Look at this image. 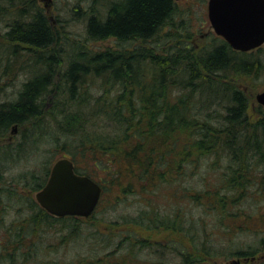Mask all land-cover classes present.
Returning <instances> with one entry per match:
<instances>
[{
    "label": "trees",
    "instance_id": "16d2710c",
    "mask_svg": "<svg viewBox=\"0 0 264 264\" xmlns=\"http://www.w3.org/2000/svg\"><path fill=\"white\" fill-rule=\"evenodd\" d=\"M106 9L89 18L88 40L114 39L116 48L94 53L78 47L67 53L62 70L58 48L69 40L62 41L39 1L0 0V20L13 19L0 35V59L25 58L46 69L0 105V138L17 126L67 152L75 165L91 160L93 168L76 169L102 185L97 209L110 190L114 203L132 194L146 205L129 219L130 231L113 237L97 229L91 237L80 223L94 216L56 217L17 187L38 192L52 166L31 180L14 175L11 187L0 177V264H212L234 257L264 264L258 260L264 252V112L254 120L245 87L230 82L264 71V50L238 52L222 38L197 50L190 34L181 40L189 26L176 23L184 13L175 0H112ZM137 41L141 46L132 45ZM12 64L1 67L0 79L14 72ZM95 80L103 86L96 97ZM19 154L17 146L0 147L1 162ZM203 169V185L181 184ZM159 193L170 195L169 207L152 206ZM10 209L27 213L9 219ZM252 233L254 244L228 245L233 235ZM81 240L87 254L70 262L42 258L50 248Z\"/></svg>",
    "mask_w": 264,
    "mask_h": 264
},
{
    "label": "rangeland",
    "instance_id": "374dc122",
    "mask_svg": "<svg viewBox=\"0 0 264 264\" xmlns=\"http://www.w3.org/2000/svg\"><path fill=\"white\" fill-rule=\"evenodd\" d=\"M40 7L44 10L45 15L47 16L48 20L50 21L51 25L59 32V36L63 39L69 40L67 47L61 46L58 48V51L61 50V60L64 62L62 66V70H66L69 65V61L67 60L68 55H70V51L77 52L78 47L81 51L89 50L94 53L105 51L107 48H116V41L114 39H108L105 41H97V42H90L88 40V33H87V25L88 20L91 16L96 14L104 15L106 14V6H108L109 1L112 0H38ZM179 3V10L184 13V16L181 14L177 17L176 23L180 25L189 26V31L184 30L183 35L181 36V40L186 41L189 34L192 37L190 41L191 44L200 50V48L209 47L211 45L217 44L219 42V38H222L224 41L225 39L222 36H219L208 16V3L209 0H181ZM12 19L11 17H7L4 21L0 22V35H4L7 28V22ZM13 20V19H12ZM170 31V29H165L164 33ZM173 34L177 35V32H172ZM163 36V34H161ZM162 41V38H160ZM61 41V42H62ZM64 42V41H63ZM141 43L138 41L133 46H141ZM150 47H153L152 44H148ZM147 45V46H148ZM24 46V45H23ZM22 46V47H23ZM171 44H165L162 46L164 50L170 48ZM27 47V46H24ZM261 49V48H258ZM251 50L247 53L253 52L257 54V50ZM264 50V45L262 47ZM23 52L21 48L20 54ZM66 53V54H64ZM67 53H69L67 55ZM73 53V52H72ZM254 57V56H253ZM261 57H264L263 55ZM260 57V58H261ZM253 59V58H251ZM258 59V58H257ZM0 72L1 67L5 64L8 65V62H12L13 64L10 67L15 66L14 72L8 76V78H1L0 79V88H2V93L0 94V105L4 103L10 102L13 98L17 97L18 90L21 88L23 82L28 80L29 78L33 77V75H38L41 72H45L46 69L43 68V71L38 70L37 65L34 61H27L25 58H4L0 59ZM261 60H263L261 58ZM55 61V60H54ZM17 63V64H16ZM30 63V64H29ZM53 67V66H52ZM255 66L253 67V69ZM55 69L57 67L55 66ZM38 70V71H37ZM53 70V69H52ZM59 68L57 69V72ZM28 72V73H27ZM61 73V71H59ZM59 72L56 74V79L60 80ZM238 86L245 87L246 94L249 99V103L251 105L249 112L252 115L254 120H258L262 116V111L264 112V106L261 105L257 100V95L261 92H264V71H251L249 75H243L241 78L236 79ZM103 86L101 87V80H95L91 83V92L96 97L103 92ZM220 91V89H218ZM53 96H51L47 102L49 105L48 107H52L51 104ZM216 111V110H215ZM212 114L216 115L215 112ZM251 118V119H252ZM212 124L219 125L217 123L211 122ZM24 129V128H23ZM40 130V129H39ZM27 131V130H24ZM22 128H17V126H13L9 129L7 135L3 138H0V147L4 146H11V147H19L20 154L17 155L16 159L11 161H3L0 163V177L2 179L1 183H5L6 186L11 187V181L14 175H23L28 174L27 177L29 180L32 174H36V176H40L42 174L43 168L45 166H53L54 163L62 158L69 156L67 152L57 151L54 150V146L52 144H48L40 135V137L30 136V131L25 134ZM41 131V130H40ZM104 131H109L108 128H105ZM24 133V134H23ZM45 138V137H44ZM58 146V145H56ZM54 150V152L50 153V151ZM57 151V152H56ZM56 153V154H55ZM19 159L18 162H16ZM78 164V165H77ZM221 164H227L225 160ZM76 166H78L79 171L85 172L88 168H93V162L90 160L82 161L80 164L77 162ZM197 172L187 176L184 181H181V184L184 186L189 185H203L201 182L202 179V172ZM191 172H189L190 174ZM257 174H261L257 171ZM99 179L102 175H98ZM5 178V179H4ZM22 178H26L23 177ZM190 178V179H189ZM4 179V180H3ZM101 180V179H100ZM40 182V181H39ZM20 190L23 191V194L27 197H31L32 199L36 200V193L32 192L31 189L23 188L21 185L17 186ZM115 194L113 192L107 191L104 199L103 205L100 209H97L95 213L92 215L91 222L83 221L80 223L81 229H83L86 233H89L92 237L93 232L97 229H102L106 233H112V236H118L119 234L126 233L132 229L130 226L131 221L141 214V210L145 207L146 202H142L140 197L132 196V194H125L122 199H118L117 202L115 201ZM170 195L165 197L162 193L154 195L152 206L160 207V208H167L171 204ZM187 206H184L186 208ZM255 207V205H254ZM12 211L9 210L11 214L7 218L12 219L17 217V213L19 216H25L27 212L19 213L16 209ZM27 211V209L25 210ZM117 221V222H115ZM92 223V224H91ZM114 223H118L114 225ZM96 224V225H95ZM127 224V225H126ZM92 225V226H90ZM135 227V226H134ZM259 228H264V225H260ZM262 234L261 236H263ZM123 236V235H122ZM88 239V237H86ZM255 238H257L254 233L242 236L240 235H233L231 237V241L228 242V245H237L239 247L242 244H245L246 241L248 243H255ZM86 239V240H87ZM46 241L53 242L50 238H46ZM163 243V242H162ZM165 243V242H164ZM163 243V244H164ZM87 246L84 240L78 242V244H69L61 246L60 248H50L49 255H43L42 258L45 262H49L52 259H56L60 262H70L74 259V257L78 254H87ZM144 252H147L145 250ZM243 260L239 257H234L230 259L219 258L212 264H228L232 261ZM258 260L264 261V252L258 255ZM249 262V261H248ZM253 263V262H251ZM250 263V264H251ZM51 264H54L52 262Z\"/></svg>",
    "mask_w": 264,
    "mask_h": 264
},
{
    "label": "water",
    "instance_id": "95a60500",
    "mask_svg": "<svg viewBox=\"0 0 264 264\" xmlns=\"http://www.w3.org/2000/svg\"><path fill=\"white\" fill-rule=\"evenodd\" d=\"M208 16L215 32L234 50L248 52L264 45V0H209ZM257 100L264 106V92L257 95ZM101 196L99 183L76 173L73 161L62 158L53 165L48 182L36 199L54 216L88 218Z\"/></svg>",
    "mask_w": 264,
    "mask_h": 264
},
{
    "label": "bare ground",
    "instance_id": "6f19581e",
    "mask_svg": "<svg viewBox=\"0 0 264 264\" xmlns=\"http://www.w3.org/2000/svg\"><path fill=\"white\" fill-rule=\"evenodd\" d=\"M226 41V40H225ZM227 42V41H226ZM228 43V42H227ZM229 44V43H228ZM230 45V44H229ZM231 46V45H230ZM263 47V45L260 47V48H262ZM232 48V47H231ZM233 49V48H232ZM234 50V49H233ZM236 51V50H235ZM6 58H9V57H6ZM34 76V75H33ZM242 77V76H241ZM241 77H239V78H241ZM239 78H232V80L230 81L233 85H237L238 83H237V80L236 79H239ZM246 90V89H245Z\"/></svg>",
    "mask_w": 264,
    "mask_h": 264
}]
</instances>
